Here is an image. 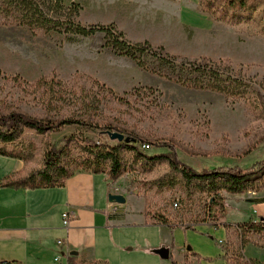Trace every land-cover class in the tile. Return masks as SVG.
Returning <instances> with one entry per match:
<instances>
[{
  "label": "rangeland",
  "instance_id": "1",
  "mask_svg": "<svg viewBox=\"0 0 264 264\" xmlns=\"http://www.w3.org/2000/svg\"><path fill=\"white\" fill-rule=\"evenodd\" d=\"M71 1L63 0L65 10L59 14L64 16L66 9H74ZM192 2L196 3L197 13L205 19V24L190 30V41L196 30L200 39H203L202 35L206 40L214 37L216 45L191 46L189 56L168 54L178 58L175 67L163 65L152 53L144 54L140 60L146 67L171 77L148 72L154 78L150 76L152 81L144 87H136L139 77L121 63L124 56H118L106 45L103 32L81 37L29 28H1L0 111H16L41 119L76 118L94 126L93 129L67 126L45 136L27 131L10 148L33 154L34 159L25 162L35 169L42 167L50 145L63 146L65 138L77 135L80 141L71 144L67 161L77 166L88 158L81 147L86 143L81 138L96 144L112 142L104 134L107 130L100 129L111 125L132 133L131 137L153 142L149 149L139 145L144 154L153 156L174 146L181 162L199 170L218 165L248 168L264 158V67L255 65H260L264 56L250 47L264 41V0H254L247 10L237 12L240 24H231L229 13L226 17L223 15V10L227 12L228 8L219 0H215L213 14L203 9L201 0ZM86 17L81 18L80 12L77 21L83 26L101 25L89 22L94 17L92 12ZM235 42L238 46H233ZM241 58L253 59L254 63ZM184 60L208 64L231 81L242 83L241 92L245 93L231 96L187 88L174 82L175 77H191V68L180 66ZM38 81L45 83L38 84ZM124 162L122 177L111 181L127 203L112 204L116 207L142 206L146 213L163 215L174 224L194 226L198 230L203 226L214 227L215 222L220 220L221 223L227 216L235 214L230 210L234 196L225 201L224 218L220 211L212 210L216 213L213 220L214 216H208L211 213L208 197L196 191L188 192V188L177 180L170 185L173 179L167 165L145 164L129 153ZM159 178H163V185L156 183ZM254 193L251 191L242 196ZM175 203L179 204L178 208ZM163 232L161 227L154 226L126 228V240L132 243L127 247L140 250L149 239L158 245L155 250L160 249ZM230 238L223 247L227 264H264V236L252 235L243 240V244L240 235Z\"/></svg>",
  "mask_w": 264,
  "mask_h": 264
},
{
  "label": "crops",
  "instance_id": "2",
  "mask_svg": "<svg viewBox=\"0 0 264 264\" xmlns=\"http://www.w3.org/2000/svg\"><path fill=\"white\" fill-rule=\"evenodd\" d=\"M192 1L72 0L71 3L83 7L81 18L92 12L91 24H114L131 43L148 42L153 47L165 48L167 54L189 56L191 46L216 45L214 37L206 40L202 35L203 39H200L196 30L190 41V30L205 24ZM220 41L219 38V46ZM233 46H238V42ZM250 47L264 56V41ZM121 59V63L139 77L138 86H135H148L152 81L150 76H154L131 58ZM242 60L253 61L250 58ZM255 65L264 67V57H261L260 65ZM33 169L28 162L0 156V183L5 178L26 176ZM117 190L108 175H95L89 171L78 172L63 186L55 188L27 190L0 186V261L67 264L66 259L56 262L65 251L56 242L67 239L71 255L68 264H71V258H76L78 264H172L155 253L158 245L149 239L140 250L127 247L132 243L126 240V228L154 226L163 229L161 244L170 249L177 264H227L223 247L231 236L236 238L239 234L235 227L228 229L226 225L264 219V203L249 202L264 198L263 188L249 198L234 197L230 210L235 214L223 219L218 227L203 226L200 230L177 227L171 232L167 226L151 219L142 206L119 208L109 203V195L118 194ZM66 211L76 215L68 230L62 225V214ZM193 253L198 257L192 256Z\"/></svg>",
  "mask_w": 264,
  "mask_h": 264
},
{
  "label": "trees",
  "instance_id": "3",
  "mask_svg": "<svg viewBox=\"0 0 264 264\" xmlns=\"http://www.w3.org/2000/svg\"><path fill=\"white\" fill-rule=\"evenodd\" d=\"M219 1L228 8L227 12L223 10V15L225 17L228 13L231 15V24H240L241 19L239 20L238 18L240 16H236V13L247 10L249 3L254 0ZM201 2L203 9L207 13H214L215 0H201ZM82 9L81 5L74 4V9H66L67 13L63 16L59 14V11L65 10L63 0H0V29L29 28L33 31L57 32L81 37H91L98 32H103L106 34V45L118 56L135 60L140 68L146 72L155 73L160 77L170 76L162 72L150 70L143 64L140 57L144 54L152 53L155 57L160 58L163 65L166 64L170 67L177 65L178 58L169 56L165 53L164 48H154L148 42L132 44L126 41L122 33L116 32L114 25L83 26L77 21ZM180 66L182 68L186 66L191 68V77L173 78L174 82L180 83L184 87L210 90L231 96L236 94L241 96L245 93L241 92L242 83L234 80L231 81V78L225 77L224 74L209 67L208 64L204 65L200 61L184 60ZM43 83L45 82L38 81V84ZM107 91L114 94L110 89H107ZM73 125L94 128L93 125L76 118L61 120H53L51 118L41 119L16 111L8 113L0 111V156L21 161H31L34 159L33 154H29L24 150H13L10 146L17 143L27 131H34L37 135L45 136ZM95 127L97 128L98 126ZM100 129L103 131L115 130L127 136H133L132 133L126 130H117L111 125L101 127ZM131 138L134 141L130 143L114 141L100 144H96L88 138H81L86 143V146L81 147L87 152L88 158L86 162L73 166L74 164L67 163L71 154V144L79 142L80 139L77 135H71L64 139L63 146H59L57 143L49 146L44 154L42 167L33 169L28 175L23 177L5 178L0 183V186L27 190L60 187L69 178L80 172V169L92 172L95 175L106 174L110 180L117 181L123 175L125 169L124 157L129 153L136 157L138 161L145 164L167 165L169 174L172 176L171 179H173L170 180V185H174L179 181L188 188V192L195 193L196 191L206 195L211 207V213L208 216H214L213 220L216 218L215 211L212 212L213 209L220 211L219 213L224 218L225 208L227 207L225 201L229 199V196L239 197L251 191L259 192L264 188V183H262L264 180V158L255 161L248 168H243L241 165H218L213 169L203 168L199 170L181 162L178 159L174 146H169V151L167 152L149 156L140 151L139 145H145L146 143L147 145H153L154 143L137 136ZM161 182H164L163 178L156 180V183L163 185L164 183L162 184ZM147 215L159 224L167 226L171 232L177 227H183L184 230H194V226L184 227V225L174 224L163 215L151 214L149 212H147ZM220 224L219 220L215 222L214 227H218ZM226 227L228 229L235 227L241 230L238 234L240 235L242 244L243 240L250 238L252 235L264 236V219L258 222L250 220L249 222L236 224L235 226L226 225ZM192 256L198 257L194 253ZM169 260L172 264H177L172 255ZM70 263L78 264L76 258H71Z\"/></svg>",
  "mask_w": 264,
  "mask_h": 264
},
{
  "label": "water",
  "instance_id": "4",
  "mask_svg": "<svg viewBox=\"0 0 264 264\" xmlns=\"http://www.w3.org/2000/svg\"><path fill=\"white\" fill-rule=\"evenodd\" d=\"M105 135H107L112 142L118 141V142H126L130 143L131 141H134L131 137H127L122 133L119 132H113L111 130H107L104 132ZM109 203L111 204H117V205H125L127 203V199L123 195L119 194H110L108 197ZM252 204H258V203H264V198H254L249 200ZM155 253L162 259V260H169L171 257V251L167 247H162L155 251Z\"/></svg>",
  "mask_w": 264,
  "mask_h": 264
},
{
  "label": "built area",
  "instance_id": "5",
  "mask_svg": "<svg viewBox=\"0 0 264 264\" xmlns=\"http://www.w3.org/2000/svg\"><path fill=\"white\" fill-rule=\"evenodd\" d=\"M144 149H149L150 145H143ZM175 208L179 207L178 203L174 204ZM76 215L74 212L72 211H66L62 214V225L63 228L65 230H68L70 227V224L73 220H75ZM235 230L240 233L241 230L238 228H235ZM57 246L61 249V250H65L64 252H62V254H60L57 259L56 262L61 263L62 261H64L66 259V263L68 264V261L70 259V253H69V248H68V240L67 239H59L57 240ZM222 244V242L220 243ZM0 264H15L12 261H0Z\"/></svg>",
  "mask_w": 264,
  "mask_h": 264
}]
</instances>
